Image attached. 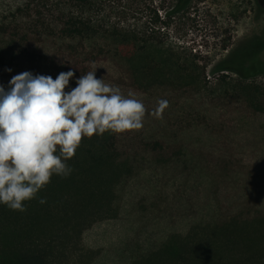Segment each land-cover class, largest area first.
I'll use <instances>...</instances> for the list:
<instances>
[{"label": "trees", "instance_id": "obj_1", "mask_svg": "<svg viewBox=\"0 0 264 264\" xmlns=\"http://www.w3.org/2000/svg\"><path fill=\"white\" fill-rule=\"evenodd\" d=\"M107 1L0 0L5 87L26 70H73L71 87L96 71L146 108L139 130L83 139L71 175L53 176L26 211L0 205V264H264V89L239 83L211 95L207 113L200 76L123 23L126 0ZM215 69L263 73L264 28ZM160 99L169 105L157 119Z\"/></svg>", "mask_w": 264, "mask_h": 264}, {"label": "clouds", "instance_id": "obj_2", "mask_svg": "<svg viewBox=\"0 0 264 264\" xmlns=\"http://www.w3.org/2000/svg\"><path fill=\"white\" fill-rule=\"evenodd\" d=\"M74 77L73 70L56 78L26 70L13 75L7 87L0 83V205L11 211H26L25 202L53 176H70L67 161L83 139L143 127L146 108L134 93L123 94L96 71L76 78L71 87ZM168 105L160 99L152 114L162 119Z\"/></svg>", "mask_w": 264, "mask_h": 264}, {"label": "rangeland", "instance_id": "obj_3", "mask_svg": "<svg viewBox=\"0 0 264 264\" xmlns=\"http://www.w3.org/2000/svg\"><path fill=\"white\" fill-rule=\"evenodd\" d=\"M95 1L99 4L103 0ZM176 3L177 0H126L123 23L136 28L145 39L152 37L162 61L168 60L200 76L199 84L206 94L197 96L201 109L208 113L211 95H225L239 83L264 89V72L243 78L215 69L216 63L239 42L263 31L264 0H190L179 11L174 10ZM104 12L111 19L117 18L109 6ZM160 92L164 95L161 89ZM235 95L239 97L241 93L237 91ZM256 147L260 148V144ZM230 193L236 198L232 189Z\"/></svg>", "mask_w": 264, "mask_h": 264}]
</instances>
